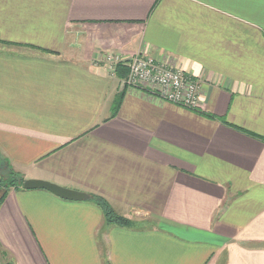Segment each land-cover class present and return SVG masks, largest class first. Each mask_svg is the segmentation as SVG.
<instances>
[{"label":"crops","instance_id":"obj_1","mask_svg":"<svg viewBox=\"0 0 264 264\" xmlns=\"http://www.w3.org/2000/svg\"><path fill=\"white\" fill-rule=\"evenodd\" d=\"M141 53L198 109L106 63ZM0 153L130 221L13 189L0 264H264V0H0Z\"/></svg>","mask_w":264,"mask_h":264},{"label":"built area","instance_id":"obj_2","mask_svg":"<svg viewBox=\"0 0 264 264\" xmlns=\"http://www.w3.org/2000/svg\"><path fill=\"white\" fill-rule=\"evenodd\" d=\"M106 63L112 74L116 75L119 64L129 70L124 87L152 88L157 95L172 104L197 110L200 105V86L192 77L180 69L160 64L147 53L136 54L129 59L121 56H108Z\"/></svg>","mask_w":264,"mask_h":264},{"label":"trees","instance_id":"obj_3","mask_svg":"<svg viewBox=\"0 0 264 264\" xmlns=\"http://www.w3.org/2000/svg\"><path fill=\"white\" fill-rule=\"evenodd\" d=\"M116 76L121 79L125 80L128 77L129 70L127 69L126 65L119 64L116 69ZM124 93L118 96L115 105V111L118 110L119 106L122 103ZM7 163V167L3 170H0V204L4 201L7 194L13 189H24V182L26 181L24 177L17 172L10 161L3 157ZM91 201L97 204L105 213L106 218L110 223H115L121 226H127L130 224V221L127 219L117 216L108 202L98 196H91Z\"/></svg>","mask_w":264,"mask_h":264},{"label":"water","instance_id":"obj_4","mask_svg":"<svg viewBox=\"0 0 264 264\" xmlns=\"http://www.w3.org/2000/svg\"><path fill=\"white\" fill-rule=\"evenodd\" d=\"M6 167H7V163L5 159L3 158L2 154L0 153V170H3ZM24 189L26 190H46L56 195L57 197H60L62 199L69 200V201L91 200V196L87 194L73 191L70 189H65L57 185H54L52 183L38 181V180H26L24 182Z\"/></svg>","mask_w":264,"mask_h":264},{"label":"rangeland","instance_id":"obj_5","mask_svg":"<svg viewBox=\"0 0 264 264\" xmlns=\"http://www.w3.org/2000/svg\"><path fill=\"white\" fill-rule=\"evenodd\" d=\"M108 56H111V55H107V57H108ZM112 56H115V55H112Z\"/></svg>","mask_w":264,"mask_h":264}]
</instances>
